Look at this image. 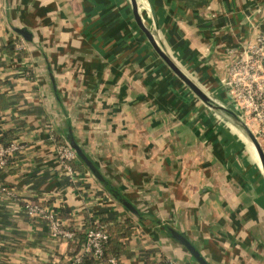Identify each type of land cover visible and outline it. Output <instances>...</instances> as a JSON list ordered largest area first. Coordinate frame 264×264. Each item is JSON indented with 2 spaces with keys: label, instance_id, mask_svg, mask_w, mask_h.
Returning a JSON list of instances; mask_svg holds the SVG:
<instances>
[{
  "label": "crops",
  "instance_id": "1",
  "mask_svg": "<svg viewBox=\"0 0 264 264\" xmlns=\"http://www.w3.org/2000/svg\"><path fill=\"white\" fill-rule=\"evenodd\" d=\"M137 1L157 42L224 110L206 105L160 58L130 0H0L8 104L0 126L6 141L26 147L0 169V185L17 196L0 194V264H59L81 248L54 242L44 222L14 206L26 199L68 213L71 226H86L100 200L119 210L117 221L132 218L140 229L122 264H197L170 229L210 264H264V180L225 83L227 66L264 28V0ZM69 129L138 216L87 169L78 179L64 172L49 131L68 144Z\"/></svg>",
  "mask_w": 264,
  "mask_h": 264
},
{
  "label": "built area",
  "instance_id": "2",
  "mask_svg": "<svg viewBox=\"0 0 264 264\" xmlns=\"http://www.w3.org/2000/svg\"><path fill=\"white\" fill-rule=\"evenodd\" d=\"M14 45L17 52L24 50L23 40L14 43ZM4 57L0 51V64ZM225 83L230 87L234 108L249 124L248 126L264 149V28L258 29L254 40L244 47L241 56L227 66ZM3 135L4 129L0 126V169L7 170L14 159L26 150V147L19 139L6 141ZM55 153L63 170L74 179L80 178L79 173L72 167V164L79 161V158L69 144L57 145ZM90 176L94 179L91 172ZM0 194L12 199L17 198L13 190L3 185H0ZM17 202L14 204L16 208L24 211L30 218L42 221L48 226L49 236L54 242L74 244L78 243L77 237L80 233L85 235L80 251L62 260L59 264H82L85 255H92L98 259L100 264H120L115 257L104 258L109 235L99 222L89 228L83 224L79 227L71 226L59 215V210L53 206L33 199ZM170 264L180 263L170 261Z\"/></svg>",
  "mask_w": 264,
  "mask_h": 264
},
{
  "label": "water",
  "instance_id": "3",
  "mask_svg": "<svg viewBox=\"0 0 264 264\" xmlns=\"http://www.w3.org/2000/svg\"><path fill=\"white\" fill-rule=\"evenodd\" d=\"M133 16L135 19V22L137 26L140 28V30L145 34L150 44L153 46L154 50L157 52V54L160 56V58L169 66V68L192 90V92L200 99L202 100L206 105L209 107L215 109V110H224L223 107L218 106L211 97L186 73L184 72L176 63V61L170 56V54L167 52L166 48L163 45H160L157 40L154 38L151 31L147 28V26L144 24L142 17L140 15L139 11V5L137 0H130ZM15 31L21 35L25 40L31 41L32 35L30 32H28L26 29H15ZM232 100V98L230 97ZM233 103V101H232ZM234 118L237 124L240 126V128L243 130V132L246 134L250 142L253 144L257 155L259 157L260 163H261V169L263 171L264 175V149L259 142L258 138L254 134V132L251 130V128L240 118L237 116V114L230 112ZM68 144L69 146L75 151L78 158L84 163V165L88 168V170L93 174L95 178H97L99 181L105 180L104 176L100 172V170L96 167L94 162L86 155L84 150L80 147V145L75 140V137L73 135V132L71 129L68 131ZM117 197V194H115ZM119 201L123 204V206L131 211L134 215L138 216L137 210L128 203L124 198H120ZM170 232L173 236V238L192 256V258L195 260L197 264H210L204 256L200 253V251L182 234L178 233L174 229H170Z\"/></svg>",
  "mask_w": 264,
  "mask_h": 264
},
{
  "label": "trees",
  "instance_id": "4",
  "mask_svg": "<svg viewBox=\"0 0 264 264\" xmlns=\"http://www.w3.org/2000/svg\"><path fill=\"white\" fill-rule=\"evenodd\" d=\"M8 49L10 51L13 50V43L8 44ZM2 85V81L0 80V86ZM8 108V104L6 102L5 97L0 95V114L3 110ZM1 117V115H0ZM69 128H71V125H68ZM49 130V129H48ZM49 133H53L55 143L62 144L65 140H63L61 137L57 136L56 133L49 131ZM5 135V132H4ZM3 135V136H4ZM5 137V136H4ZM5 139V138H4ZM86 153V152H85ZM88 156V154L86 153ZM89 157V156H88ZM90 158V157H89ZM91 159V158H90ZM73 169L80 173L83 170H88V168L84 165V163L79 159V164H72ZM66 173V171H64ZM88 172H90L88 170ZM97 179V178H96ZM101 186L104 187V191H106L108 194H110L114 199H120L122 198L120 194L116 191L115 188H112L110 183L105 179L103 181L96 180ZM65 182L68 184V179L65 180ZM117 194V197L115 196ZM95 198L101 199L105 198V194L102 189L100 191H96ZM59 215L62 217V212L59 211ZM119 214V210L112 208L111 206L105 205L104 202H101L100 204L96 205L91 212V215L89 219L87 220L86 227H93L96 222H100L102 226H104L107 234L109 235V240L106 245L105 251H104V258L108 257H115L119 260V263H121L120 258L124 250L126 249V243L129 242L130 238L139 231L138 225L133 221L132 218L127 217L123 221H117ZM68 217V213H66L65 218ZM63 218V217H62ZM63 218L65 221L67 219ZM71 220V219H70ZM69 220V221H70ZM69 223L68 221H66ZM85 239V235L80 233L77 237L78 245L79 247L82 246V243ZM126 242V243H125ZM80 251V249H79ZM78 251V252H79ZM82 264H100L98 259H95L92 255H85L83 257Z\"/></svg>",
  "mask_w": 264,
  "mask_h": 264
},
{
  "label": "bare ground",
  "instance_id": "5",
  "mask_svg": "<svg viewBox=\"0 0 264 264\" xmlns=\"http://www.w3.org/2000/svg\"><path fill=\"white\" fill-rule=\"evenodd\" d=\"M243 137L245 138L246 142L248 143L249 147L251 148L253 157L256 159L257 164L261 167V163H260L259 157L257 155V152H256L253 144L250 142V140L248 138H246L245 135H243Z\"/></svg>",
  "mask_w": 264,
  "mask_h": 264
},
{
  "label": "rangeland",
  "instance_id": "6",
  "mask_svg": "<svg viewBox=\"0 0 264 264\" xmlns=\"http://www.w3.org/2000/svg\"><path fill=\"white\" fill-rule=\"evenodd\" d=\"M242 132H243V130H241ZM244 133V132H243ZM242 133V135H245L246 136V134L244 133L243 134ZM244 138V137H243ZM246 138H248L247 136H246ZM244 141H245V139H244ZM246 142V141H245ZM248 147V146H247ZM248 150H249V148H248ZM249 152H250V150H249ZM251 154V153H250ZM253 160V159H252ZM254 161V160H253ZM255 162V161H254ZM258 170H259V176H260V178H261V180H262V183H263V180H264V175H263V171H262V169H261V167H258ZM94 177V176H93ZM94 179L95 180H97L95 177H94Z\"/></svg>",
  "mask_w": 264,
  "mask_h": 264
}]
</instances>
